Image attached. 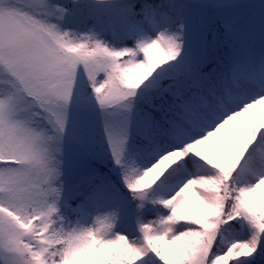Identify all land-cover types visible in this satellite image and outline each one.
<instances>
[{"label":"snow or ice","instance_id":"obj_1","mask_svg":"<svg viewBox=\"0 0 264 264\" xmlns=\"http://www.w3.org/2000/svg\"><path fill=\"white\" fill-rule=\"evenodd\" d=\"M0 264H264V0H0Z\"/></svg>","mask_w":264,"mask_h":264}]
</instances>
